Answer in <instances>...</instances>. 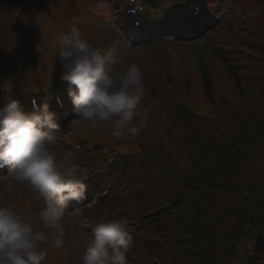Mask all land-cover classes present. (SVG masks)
Instances as JSON below:
<instances>
[{
    "label": "clouds",
    "instance_id": "9594fccd",
    "mask_svg": "<svg viewBox=\"0 0 264 264\" xmlns=\"http://www.w3.org/2000/svg\"><path fill=\"white\" fill-rule=\"evenodd\" d=\"M56 45V57L65 69L61 79L68 82L74 104V121L85 122L86 128L111 121L114 138L136 137L150 115L147 108L141 110L145 89L139 65L116 67L114 48L96 51L76 26ZM61 132L47 104L32 114L22 112L15 100L0 107V167L9 166L12 181L27 184L43 202L40 219L47 229L34 228L14 203L0 205V264H44L43 245L63 246L66 204L85 196L89 173L73 162L71 152L60 156L53 150ZM6 191L11 194L12 185ZM132 243L125 217L102 219L92 228L81 259L83 264H128Z\"/></svg>",
    "mask_w": 264,
    "mask_h": 264
},
{
    "label": "trees",
    "instance_id": "16d2710c",
    "mask_svg": "<svg viewBox=\"0 0 264 264\" xmlns=\"http://www.w3.org/2000/svg\"><path fill=\"white\" fill-rule=\"evenodd\" d=\"M258 39V46H245L253 52L245 71L241 61L235 67V52L228 57L217 53L235 78L238 96L233 103L220 96L218 122L197 117L200 127L186 132L182 141L180 155L187 163L176 178L180 187L175 189L181 192L173 208L184 219L181 234L186 243L196 245L185 258L198 264H234L243 232L264 225V31ZM202 71L205 92L214 105L212 79L205 68ZM183 116L184 124L192 119L188 113Z\"/></svg>",
    "mask_w": 264,
    "mask_h": 264
},
{
    "label": "rangeland",
    "instance_id": "374dc122",
    "mask_svg": "<svg viewBox=\"0 0 264 264\" xmlns=\"http://www.w3.org/2000/svg\"><path fill=\"white\" fill-rule=\"evenodd\" d=\"M228 1H233L235 0H225L226 4L223 9L224 13L229 14L226 16L227 21L226 25L220 27L217 31L214 33L210 34V42L211 46H214V48H217L219 43L224 42V38L228 40V42H231L234 38V35L236 34V30L233 28V23L235 21L231 20L232 16H230L232 13L230 11H227L228 7H231L228 4ZM234 29L230 30L229 28ZM117 29V28H116ZM259 28H257L258 30ZM264 27L262 28V31ZM7 31V29H3ZM92 29H86L83 30V33L88 34L90 40H96L99 39V36L97 34H93ZM93 34V35H90ZM120 34V33H119ZM103 35V34H101ZM244 35V34H243ZM242 35V38L244 40V37ZM131 43V42H130ZM210 43H206L205 41L203 43H199L197 45H186L185 47L179 46L178 44H171L170 46H167V50L169 51L168 55L172 59H166L165 61L161 60L156 49V46H144V44H137L136 45V50L137 52L134 54L137 59L133 61L131 58L132 62H136L143 75L146 77V81H149L153 84L158 85L160 81L163 79V74L168 72L172 73L173 72V65L177 64L178 68L174 72V83H182L180 87V91L182 94L185 96L190 94V89L186 85L189 76V71L184 75L182 71L185 73V70L187 65L191 63L195 67V62L197 61L196 58L199 55L198 58H201V60L209 67L216 66L218 63L215 61V57L212 52V48H209ZM124 49H127V46L124 44L122 45ZM189 68L192 70L191 66ZM217 71V70H216ZM215 72V78L216 81H219L220 83H223L219 78L220 75L218 72ZM213 72V73H214ZM218 89V88H217ZM220 90V89H218ZM226 96H229V93L224 94ZM76 119V114L72 115L69 120L64 122V125L62 126V132L59 134V136L64 135V131H66V136L70 134L72 129L74 128L75 124L81 122V121H74ZM59 146L55 148V150H58ZM12 199H16L15 197L11 196ZM5 199H8V196H5ZM94 201V200H91ZM29 203L36 204L37 207L41 210L43 209V203L42 205L39 204V200L35 198ZM89 206L91 203L88 204ZM84 214H82V207L80 208H75L71 211H67L65 214V218L63 222L65 221L68 223V228H69V235L73 236L76 239V245L77 246V251L80 253H84L88 239L90 238L88 236V232L86 229L83 227L84 222L86 221L85 218H83ZM65 242V239H64ZM72 245V242H70L69 245H64L60 248H56V252H54L56 255V264H69L74 260V257L72 252L70 251V247ZM81 258H78L77 261H79Z\"/></svg>",
    "mask_w": 264,
    "mask_h": 264
}]
</instances>
